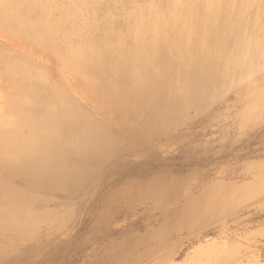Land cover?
Listing matches in <instances>:
<instances>
[{
    "label": "rangeland",
    "instance_id": "1",
    "mask_svg": "<svg viewBox=\"0 0 264 264\" xmlns=\"http://www.w3.org/2000/svg\"><path fill=\"white\" fill-rule=\"evenodd\" d=\"M231 1L0 0V137L18 149L28 132L47 138L37 124L44 115L21 105L46 94H61L53 101L70 102L101 137L69 157L79 164L74 186L37 190L34 204L50 215L34 211L36 223L19 232L0 225V264L113 263L132 247L118 264L145 250L152 253L140 264H264V109L245 127L239 117V94L252 97L244 80L264 83V10L253 20L261 30L241 34ZM132 17L152 26L139 45L147 66L124 67L134 101L115 98L87 69L103 50L121 53L117 41L136 40ZM209 57L219 59L212 78L189 71L193 59ZM168 69L174 81L161 83ZM4 70L18 80L1 77ZM10 169L0 164L2 183L24 182ZM158 243L161 254L152 255Z\"/></svg>",
    "mask_w": 264,
    "mask_h": 264
},
{
    "label": "bare ground",
    "instance_id": "2",
    "mask_svg": "<svg viewBox=\"0 0 264 264\" xmlns=\"http://www.w3.org/2000/svg\"><path fill=\"white\" fill-rule=\"evenodd\" d=\"M263 7L264 0H232L230 3L229 16L234 19V23L237 25L234 31H239L241 34L246 35L250 32L260 31L261 29L259 26L255 28L256 25L253 20L257 12L259 14L262 13L264 10ZM209 13L208 11L206 12L207 15H209ZM132 19L139 24L133 31V37H135L136 40L133 42L129 41V43L117 41L118 48L116 49H121V53L118 52L116 57L113 58L111 55L108 56V50H103L102 52L104 54L100 53L99 56L94 55V57L87 61L88 68H86L94 69L98 72V75L102 77L105 83V87L109 88L115 98L122 99L128 97L134 101L139 99V97L136 99L137 94L131 85L133 75L128 73L124 67L125 64L131 65L130 67H134L135 69H143L147 66L148 58L144 56L139 45L141 40L147 37L148 32L152 30V26H150L151 24L143 23V19L141 18L132 17ZM159 23L158 25H160ZM152 25H157V22ZM203 33H207V31L203 30ZM168 48L172 63L174 65L180 64V60L171 55V52H174L173 45H170ZM231 57L232 53L228 55L226 62H221L225 64L222 68H225L224 71L226 72L231 69L229 67ZM218 63L219 59L216 57H209L207 61L193 59L189 64V71L203 69L204 72H202L200 77L210 79L220 67ZM246 64L249 65V62H246ZM8 72L12 74L11 71ZM8 72L4 70V74H2L1 77L10 82L18 80L10 77ZM152 73L153 75L155 74L156 77L160 76L161 83L169 84L174 81L169 69L165 76L161 74L158 76V73L154 71H152ZM140 81L141 84H143L142 87L144 90H151L148 87V83H145L148 82L145 76H143ZM244 82L248 83L252 97L248 99V96L239 94V102L241 104L239 117H241L242 127L248 125L249 122H258V116L260 113L262 114V110L264 109V90H262L264 88V83L254 85L257 80L253 76L246 78ZM30 83L31 86H34L32 82ZM17 85L16 82L13 83L14 87ZM27 86H30V84L28 83ZM70 91L72 92V90ZM60 95L61 94H59V96H53V94L39 95L33 98H25L21 102L24 108L26 107L29 109L27 113H34L36 116L39 113L40 115H44L45 118H42L37 124L40 126V130L46 133L48 139L41 134L28 132L29 144L26 143L27 136L25 140L21 138V148L18 149L17 146H11L12 142L10 140L13 141V139L9 137L7 133L5 134V138L0 137V149L1 147L9 145V148H11L10 152H14L13 154L7 153L4 156H0V164L9 165V168H11V176L14 178H19L20 180L24 179V182L17 185L18 187L2 183V180H0V225L15 229L17 232L25 230L27 227L36 223L37 219L34 211L50 215L38 205L34 204L35 201L37 202V190H42L45 185H48L47 188L55 190H62L65 184L74 186L75 180L79 176V164H72L69 157L75 156L80 158V156L84 155L83 153L86 155L87 150L85 149L89 144L88 140L92 137H98L97 139L101 140L98 132L90 134L92 130H99V128L94 123L77 119V111L70 102L66 100L53 101L58 97H62ZM15 111L18 112H16V114H22V112H19V108L15 109ZM52 117H57L58 119L53 120ZM14 143L17 144L16 142ZM93 148H100V144L97 143L96 146H93L91 149ZM71 152H73L72 155ZM206 194H208V192ZM33 204L34 206L32 208ZM190 207H194V204L190 205ZM161 247L162 245L160 243L152 247L151 250L154 249L153 253H157L152 255L157 256L161 254L158 250ZM133 248L134 247L126 250L125 253L114 255L112 259L113 263L111 260L103 261V263L118 264L129 256ZM122 249L123 248H117V246H112L110 248V253L121 251ZM150 253L152 252L145 250L144 252L132 256L130 264H140L145 258L150 256Z\"/></svg>",
    "mask_w": 264,
    "mask_h": 264
},
{
    "label": "crops",
    "instance_id": "3",
    "mask_svg": "<svg viewBox=\"0 0 264 264\" xmlns=\"http://www.w3.org/2000/svg\"><path fill=\"white\" fill-rule=\"evenodd\" d=\"M163 264H164V262H163Z\"/></svg>",
    "mask_w": 264,
    "mask_h": 264
}]
</instances>
